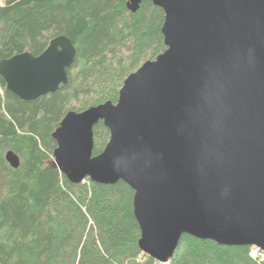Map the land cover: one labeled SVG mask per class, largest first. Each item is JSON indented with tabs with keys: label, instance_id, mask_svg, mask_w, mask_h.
Returning <instances> with one entry per match:
<instances>
[{
	"label": "water",
	"instance_id": "95a60500",
	"mask_svg": "<svg viewBox=\"0 0 264 264\" xmlns=\"http://www.w3.org/2000/svg\"><path fill=\"white\" fill-rule=\"evenodd\" d=\"M142 1L128 0L134 12ZM165 49L123 81L115 103L68 111L51 164L71 183L125 182L139 250L168 262L183 234L264 253V0H150ZM64 35L0 60L6 89L31 101L68 82ZM109 137L93 155V128ZM8 164L17 168L11 150Z\"/></svg>",
	"mask_w": 264,
	"mask_h": 264
},
{
	"label": "trees",
	"instance_id": "16d2710c",
	"mask_svg": "<svg viewBox=\"0 0 264 264\" xmlns=\"http://www.w3.org/2000/svg\"><path fill=\"white\" fill-rule=\"evenodd\" d=\"M127 1L0 0V60L39 55L59 35L76 48L68 82L35 100H20L0 76V264H156L138 248L129 185L71 183L51 164L63 116L115 103L124 79L165 49L163 10L146 0L132 12ZM108 137L99 121L93 155ZM249 249L183 234L169 264H264Z\"/></svg>",
	"mask_w": 264,
	"mask_h": 264
},
{
	"label": "built area",
	"instance_id": "2783aa9c",
	"mask_svg": "<svg viewBox=\"0 0 264 264\" xmlns=\"http://www.w3.org/2000/svg\"><path fill=\"white\" fill-rule=\"evenodd\" d=\"M249 256H251L253 259H258V260L264 259L263 251H261L259 248L255 247V246H250ZM156 264H169V262L156 261Z\"/></svg>",
	"mask_w": 264,
	"mask_h": 264
},
{
	"label": "bare ground",
	"instance_id": "6f19581e",
	"mask_svg": "<svg viewBox=\"0 0 264 264\" xmlns=\"http://www.w3.org/2000/svg\"><path fill=\"white\" fill-rule=\"evenodd\" d=\"M169 262V261H168Z\"/></svg>",
	"mask_w": 264,
	"mask_h": 264
}]
</instances>
